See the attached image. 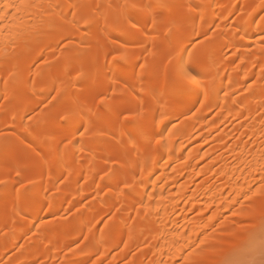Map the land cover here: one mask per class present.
<instances>
[{
	"label": "bare ground",
	"instance_id": "obj_1",
	"mask_svg": "<svg viewBox=\"0 0 264 264\" xmlns=\"http://www.w3.org/2000/svg\"><path fill=\"white\" fill-rule=\"evenodd\" d=\"M241 1L245 3L240 6L237 4L238 0L236 2L234 0H29L31 7L0 12V16H3V19H0V29H3V42L0 43V75L4 67V52L8 53L12 61L17 79L22 75V72L18 71L21 66L18 57L22 54L30 55L29 61L25 64L27 68L31 67L30 71L39 59L42 61V57L48 56L51 59L48 72L51 78L47 72L40 73L39 70L37 80L28 82L30 90L37 95V98L25 103L17 122L0 117L1 130L7 126H13V130L15 129V133H12L13 137L7 134L1 141L10 138L22 140V143L36 141L39 148L50 149L48 153L36 149L28 151L26 155L15 159L14 164L4 162L0 156V180L5 181L7 203L11 205L10 211L0 208V231L4 229V223L13 230L9 242L2 249L3 253H8L15 246L18 247L23 233L29 232L44 214L58 215L67 207L82 204L90 194L92 195L91 189L95 191L93 194L96 198L75 216L73 228L69 230L68 235L58 239L54 235L47 234L46 229H42L41 239L37 240L33 247H27L18 254L19 259H16L18 264L37 262L39 258L46 261L50 259L51 263L55 261L52 264H57L56 260L61 258L59 257L61 252L67 249L72 252V256L64 259L62 264H89L95 257V262L92 264H103L114 251L120 250L119 255L111 262V264H119L139 248H141L139 256L132 257L130 264H175L179 258L184 259L183 264L185 259L189 262L195 261L196 264H233V260L229 258L239 257L245 252L248 248L247 242L264 223V204L262 206L252 204L249 211H244L240 207L243 204L241 199L252 189L257 176L264 177V149L260 148L262 146L264 148V40L259 42L257 45L259 49L255 52L244 55L241 65L234 62L236 57H233L238 54L236 51L239 48L241 51L244 47L250 49L249 42L256 34L264 35V17L259 19V14L264 10V0ZM254 1H256L255 8L250 17L248 15L249 19L245 18L242 13L247 10L249 12L251 2ZM10 2L19 5L21 0H10ZM188 3L199 5V8L190 13L186 8ZM130 4H137L140 7H126ZM145 5H152L151 11L157 18L155 24L148 13L141 10ZM238 11L242 12L240 19H237L238 24L232 27V31L235 28L237 33L225 31L229 19ZM9 12L11 15L7 14ZM119 12L121 22H116L111 18V14H119ZM197 15H199L198 21ZM83 16L90 17L92 22L88 25L83 24L81 22ZM132 23H136L139 30L132 28ZM150 23V30L152 28L154 33L147 30ZM89 25L95 26L96 30L102 26L103 30H99L103 31L101 34L103 33L105 37L108 35L107 37L111 39V44L106 45L107 47L101 46L103 49L95 54L91 50L89 52L82 49L83 51L79 52V46H76L84 43L85 40H90L89 33L83 31V27ZM217 26L218 29L219 27L222 29L217 30L219 31L217 34L213 33V37L211 36L212 38L207 42L206 37H203ZM169 28L171 31L168 30ZM58 30L62 32L60 40H71V38L74 40L69 50L60 56L55 54L56 42L52 37L53 32ZM147 31L153 36L161 32L164 39L152 40L153 36ZM96 34V37H99L98 33ZM96 34L94 32V35ZM146 36H151V41ZM200 38L206 42L199 43L198 51L204 52L207 47L217 49L221 47L223 50L225 47L236 53L226 62H220L218 59L219 61L214 63L212 59L213 65H208L195 52L196 50H190L194 41ZM149 41L153 43L149 52L151 57L147 53ZM120 54H124L123 59L113 60V56ZM188 54L191 56L190 60ZM164 58L167 60L164 67L169 75L163 74V71L160 74V70L157 69L158 63L160 64ZM170 58L172 63L168 62ZM181 58L187 60L188 66L194 67L199 73L201 86L176 79L175 66ZM204 59L207 60L205 57ZM208 61L210 62L209 59ZM58 63H61L62 67L60 75H58L59 71L53 72ZM142 63L145 65L143 71L138 67ZM72 74L75 80L81 77L92 79L94 84L99 86L96 95L71 92L69 78ZM44 75L45 79H50L45 80L50 83L46 90L40 89L43 88L41 82ZM151 75L158 76L159 80L148 81L147 77ZM167 76L173 78L172 84L168 83L172 79ZM127 79L131 82L127 83ZM110 84L118 94L116 92L117 96L111 97L110 102L100 104L97 100L99 96H109L112 90H115ZM243 89L247 93L239 98L238 92L241 93ZM51 91H56L58 97L67 100L66 107L60 111V116L70 109L76 111L78 115L67 121L60 118L59 121L50 120L46 126V143L39 139L38 132L24 125V119L28 112L42 105V101L47 99L46 94ZM154 92L162 94L167 102V116L164 122L148 128H139L132 121L119 124L123 127H120L118 146L114 148L108 139L113 137L111 133L114 131L109 124L111 117L119 119L120 112L135 110L141 105L156 110L158 106L153 99ZM121 93L122 96L119 95ZM125 93L129 94V102L123 99ZM0 98L3 100L1 95ZM9 98L10 95H6L5 99ZM195 108L199 110H196L195 116L193 114L194 117L189 118ZM217 108L220 112L216 110ZM259 108H262L263 113L262 116L256 117V110ZM214 109L218 114L213 119L209 116ZM92 119H97V122L102 124H96ZM103 120H107L110 126L105 125ZM177 121L180 123L178 126L175 125ZM222 126H232L235 129L229 131L231 129L227 130V128L230 127H226L225 130L222 128L223 131L214 138L216 147L206 153L203 151L204 154L200 155L202 149H198L199 143L203 141L206 145L205 142L212 138L210 136ZM84 128L88 129V135L91 136H85L87 133L84 136L80 135ZM230 132L233 134L231 135ZM8 135L10 138H7ZM245 135L250 136L252 142L244 143ZM103 136L108 137L103 138ZM138 136L144 137L141 139L147 141L141 140ZM212 136L214 137L215 134ZM230 136L235 139L231 145L228 143L232 138H229ZM101 137L102 140H99ZM69 140L72 144L66 149L64 144ZM192 140L199 143H193ZM105 141L109 144H105ZM191 143L198 148L193 149V147L187 152ZM254 144L259 146L256 148ZM78 154L83 157L85 164H82L84 163L82 161V163L76 162L75 158ZM210 160L209 164L203 166ZM196 162L200 164L204 162L202 166L200 165L203 168ZM27 170H31L32 174H25ZM17 172L20 173L19 176ZM208 174L212 175L214 180L209 178ZM72 176L73 178L88 177L86 182L91 181L90 184L92 182L95 184L93 179L96 177L101 180L97 179L99 183L96 181L97 190L95 187L91 188L90 186L93 185L90 184L85 187L86 183L81 190L74 186H62L57 194L52 192L66 177L72 178ZM196 176L197 178L201 176L202 180L206 176L208 178L201 181L196 188L197 184L191 188L190 182L196 180ZM185 177L189 178L188 183ZM180 179L182 182L186 180L183 186L179 183ZM19 180H28L32 183L28 182L19 194H12V188ZM124 182L129 185L126 190L125 186L122 187ZM176 184L181 186L176 187L174 193L177 194L174 196L171 192ZM170 185L173 186L171 189ZM104 187L107 189L106 192ZM190 189L194 191L191 190L189 193ZM168 190L171 192L167 193ZM30 198L32 202L29 209ZM200 202H204L207 208L201 213L195 211L193 215V210L196 208L200 210L197 207ZM0 205L1 207L3 205L1 201ZM181 207L183 212L179 210ZM231 209L237 211L235 222L250 219H256L257 222L254 221V226L248 224V227H245L247 229L233 230L230 224L234 221H228L224 229L220 230L218 222L221 221V217L223 218L221 216L223 210L231 211ZM208 210H212V216L207 223L202 224L203 215H207ZM133 211L136 213H134L136 216L132 213L134 219L139 218L140 220H137L140 224L147 219L145 224L149 226L151 223V226L154 225L153 229L150 227V230L146 231L141 229L144 223L133 224L131 218ZM189 212H192L190 214L195 219L188 214ZM107 215H112L111 223L104 231L99 232L98 224ZM188 219L191 221L189 224ZM258 219L260 224H257ZM151 220L153 222H150ZM181 221H184V225ZM180 222L183 225L182 229ZM126 224L129 225L128 232L125 231ZM170 225H173V229ZM254 236L258 237L256 234ZM82 240L84 242L82 246L73 250ZM193 250V255L189 257L187 254ZM163 257L170 260L164 258L163 263L161 259Z\"/></svg>",
	"mask_w": 264,
	"mask_h": 264
},
{
	"label": "rangeland",
	"instance_id": "obj_2",
	"mask_svg": "<svg viewBox=\"0 0 264 264\" xmlns=\"http://www.w3.org/2000/svg\"><path fill=\"white\" fill-rule=\"evenodd\" d=\"M235 2H236V0H234ZM242 2V3H241ZM240 2V0H238V2H237V4L238 5H240L241 6V4H243V3H245V2H243V1H241ZM255 6H256V1H254V2H251V6H250V11L248 12V10L245 12V13H242L241 11L239 12H235L234 13V15H232V17H231V19H229V22H228V24H227V26L224 28L225 29V31H227V32H230V31H232V27H235L238 23V21L239 20H237V19H240V17L239 16H241L240 14L242 13V15L245 17V18H248V15H249V17H250V15H251V13H252V11H253V9L255 8ZM86 7V6H85ZM118 12V11H117ZM244 12V11H243ZM116 13V12H115ZM110 16V15H109ZM199 17V15H197V17H196V20L198 21V18ZM239 17V18H238ZM264 17V10H263V12H261L260 14H259V19H261V18H263ZM111 18H113L116 22H121V20H120V18H121V13L119 12V14H111ZM249 19V18H248ZM237 20V21H236ZM236 22V23H235ZM236 24V25H235ZM235 25V26H234ZM151 27V23H150V25L148 24V27H147V30L150 32V31H152V28H151V30H150V27ZM101 28H102V26H100ZM99 27V28H100ZM98 29V30H96L95 29V26H93L92 27V25H89V26H86V27H83V31H86V33H89V38H90V40L89 41H87V40H85V42L84 43H81L80 45H76L77 47H78V49H79V52H82L83 50L84 51H89V52H91L92 51V53H98V51L100 52L101 50L100 49H103V47H107L106 45H109V44H111V39L109 38V37H105V36H103V33L101 34V32H103V31H99V30H103V28L102 29ZM219 29H222V27L220 28L219 27ZM218 29V26H217V28L216 27H214L213 29H211L210 30V32L206 35V36H204L203 38H205V40H208L207 42H209V40L213 37L212 36V34L213 33H215V34H217V33H219V31H217V30H219ZM224 29H223V31L222 32H224ZM96 30V31H95ZM234 30H235V28H234ZM232 31L233 33H237L236 32V30L235 31ZM147 31V32H148ZM94 32H95V34L96 33H98V36L99 37H96L97 36V34L96 35H94ZM148 32V33H149ZM231 32V33H232ZM61 30H58V31H55V32H53V34H52V37H53V39L55 40V42H56V52H55V54L56 55H58V56H60V55H63L65 52H67L68 50H69V46H71L72 44L71 43H73L74 44V40L71 38V40L70 39H64V40H60L61 39ZM151 33H154V31H152ZM151 33H149L150 35H151ZM232 33V34H233ZM101 34V35H100ZM104 34V35H105ZM227 34H229V33H227ZM214 35V34H213ZM241 35V34H240ZM101 36V37H100ZM151 36H153V34L151 35ZM151 36H146V38H148V39H150V41H151ZM156 36H158V37H155ZM153 36V38H152V40L154 39H157V40H161V39H164L163 38V34L161 33V32H158V33H156V35H154ZM212 36V37H211ZM165 37V36H164ZM261 37H264V35H255V37L249 42V44L251 45L250 46V49H247V48H245L244 46V48L242 49V51L240 50V48H239V50L241 51V52H239V50L238 51H236L238 54L236 55V56H234V53H236V52H232V50L230 49L229 50V48H225L224 47V49L222 50V48L220 49L219 47H218V49L216 48V47H207L206 49H205V51L203 52V51H198V45H199V43L202 41H204V42H206L204 39H202V38H200V39H197V40H195L194 41V43H193V45L190 47V50H196L195 52L197 53V54H199L200 56H201V58L204 60V62L205 63H207L208 65H211L212 63V59H214L213 60V62L215 63V61L217 62V60L218 59H220V62H222V61H228L229 59L228 58H230L231 56H234L233 58H235L236 57V60L234 59V62H236L237 64H240L241 65V63L240 62H242L243 61V57H244V55L246 54V53H252V52H255V50H257V49H259L258 47L259 46H257L258 44H259V42L260 41H262V40H264V38H262L261 39ZM67 40V41H66ZM76 41V40H75ZM149 41V43H148V45L149 46H147V49L149 50V51H147V53H149L150 52V50H152L151 48L153 47V43H151ZM201 42V43H202ZM152 44V45H151ZM261 44V43H260ZM104 45V46H103ZM101 46H103V47H101ZM163 47L165 46V45H162ZM101 47V48H100ZM242 47V46H241ZM83 49V50H82ZM99 49V50H98ZM52 50V49H51ZM82 50V51H81ZM91 50V51H90ZM244 50V51H243ZM49 51V50H48ZM51 52V51H50ZM49 52V53H50ZM48 53V52H47ZM52 54H54V51L52 52ZM149 56H150V53L148 54ZM148 55H147V57H148ZM247 55V54H246ZM8 53L7 52H4V57H3V64H4V67H3V69H2V74L0 75V95L3 97V100H2V98H0V117L1 116H3V117H5L6 119H8V120H12L11 122H17V118L19 117V113H20V111H21V109H23V106L25 105V103L26 102H28V101H31V99L33 98V99H35V98H37V95L36 94H34V93H32V91L30 90V88H29V86H28V82H30V81H32V80H37V72L39 71L40 73H46L47 72V74H48V72H49V67H50V65H51V59H49V57L48 56H46V58H44V57H42L41 59H42V61H40V59H39V61H37V63H35L34 64V66H32V70L30 71V69H31V67L30 68H27L26 67V63L29 61V59H30V55H28L27 53L26 54H22L21 56H19L18 58V61H19V64H21V66H19V70L18 71H21L22 73V75H21V77L20 78H18L17 79V77H15V73H14V71H15V69H13V64H12V61H10V57L8 56ZM80 56V55H79ZM48 57V58H47ZM151 57V56H150ZM150 57H148L149 59H150ZM204 57L205 58H207V60L206 59H204ZM77 58H79L78 56H77ZM147 58V59H148ZM233 58H231V59H233ZM49 59V60H48ZM79 59H82V58H79ZM78 59V60H79ZM148 59V60H149ZM208 59L210 60V62L208 61ZM242 60V61H241ZM162 62L159 64L158 63V68L157 69H159L160 70V74H162L161 72L163 71V74L165 73H168V71L167 70H165V65L167 64L166 63V58H164L163 60H161ZM219 61V60H218ZM224 63V62H223ZM143 64V63H142ZM237 64H235V65H237ZM213 65V64H212ZM25 66V67H24ZM62 67H61V63H58L57 64V67H56V69L53 71V72H56L57 71V73H58V71H59V74L58 75H60V69H61ZM141 70V69H140ZM158 70V71H159ZM165 70V71H164ZM50 71H51V69H50ZM50 74V73H49ZM48 74V75H49ZM53 74V73H52ZM168 75H169V73H168ZM240 75H241V77H242V73H240ZM47 76V75H46ZM170 76H171V73H170ZM43 77V82H41V84L43 83V85H41L43 88H40V89H43V90H46V89H48L49 88V85H50V83L48 82L49 80L48 79H45L44 77H45V75L44 76H42ZM49 77L51 78V76L49 75ZM169 76H167V78H168ZM169 78H171V77H169ZM69 79H71V84H70V90H71V92H73V93H75V94H79V92H81V93H85V94H94L95 92H96V89L99 87V86H97L96 84H94V82L92 81V79H88V78H80L79 80H75L74 79V75L72 74L71 76H70V78ZM172 80L171 81H168V83H171L172 84V82H173V78H171ZM45 80H48L47 82L45 81ZM131 80H133V79H131ZM136 80V79H135ZM147 80L148 81H152V80H159V77L158 76H153V75H151V76H148L147 77ZM41 81H42V79H41ZM239 81H241V80H239ZM126 82L127 83H130L131 81L129 80V79H127L126 80ZM152 82H154V81H152ZM112 83V82H111ZM134 83V82H133ZM110 85H112V84H110ZM112 87L114 88V86L112 85ZM112 89V88H111ZM115 89V88H114ZM42 91V90H41ZM244 91H246V90H244L243 89V91H241V93L240 92H238L239 94H238V97L240 98V97H242V95L244 96L246 93H247V91L244 93ZM117 91H116V89L113 91L112 90V93L114 94H110L109 95V97H116L117 96V94H118V92H117V94L115 95V93H116ZM55 93V94H54ZM97 93V92H96ZM96 93H95V95H96ZM127 93V92H126ZM125 93V94H126ZM10 95V100L9 99H5V97H6V95ZM48 94V93H47ZM47 94H46V98L47 99H44L42 102V105H40L39 107H37L36 109H33L32 111H30V112H28L27 114H26V116H25V119H24V125L26 126V127H29L30 129H32V130H34V131H36V132H38V134H39V139L40 140H43V142H46L47 143V140L45 139L46 138V135H45V133H46V130H47V128H46V126H47V124L49 123V121L51 120H60L59 119V117H60V111H61V109H63V107H66V104H67V100L65 99V98H60V97H58L57 96V94H56V91H51V92H49V94H48V96H47ZM125 94H124V100L125 101H128L129 102V100H128V95L126 94V97H125ZM225 94V93H224ZM120 96H122V93L121 94H119ZM224 96V95H223ZM225 97V96H224ZM223 97V98H224ZM222 98V99H223ZM121 99H122V97H121ZM129 99H130V97H129ZM97 100H98V98H97ZM200 101H202V100H200ZM96 102H98V101H96ZM127 102V103H128ZM94 103H95V101H94ZM200 103V102H199ZM202 103V102H201ZM96 104V106L98 107V104L97 103H95ZM199 105V104H198ZM200 106H201V104H200ZM200 106H199V108H200ZM94 107V106H93ZM198 107V106H197ZM260 107H262V106H260ZM258 108V107H257ZM96 109V108H95ZM196 110L198 111L199 109H194V111H193V113L191 114V117L189 116V118H192V117H194L195 115H196ZM216 110H218L219 111V109L217 108ZM218 111H215V109L211 112L212 113V115H208L210 118H216L217 117V114H218ZM257 112H256V117H259V116H262V113H263V110H262V108H259V109H257L256 110ZM220 112V111H219ZM211 113H209V114H211ZM193 114H194V116H193ZM120 116V115H119ZM118 116V118L119 119H117V118H113L112 119V117H111V123H110V121H109V119H107L108 121H109V124H111V127H112V129L114 130L112 133H111V136H113V137H110V138H108V139H110V141L112 142L111 144L114 146V148H115V146H118V136H119V132H120V127H123V125L122 126H120L121 124H123L125 121L124 120H122V118L121 117H119ZM188 118V120H192V119H189ZM213 118V119H214ZM95 119V118H94ZM94 119H92V121H94L96 124H98V123H100V122H97V119L96 120H94ZM117 119V120H116ZM243 119V118H242ZM242 119L241 120H239L240 122L242 121ZM107 120L105 121V120H103V121H105V125L107 124V125H109L108 123H107ZM212 120V119H211ZM102 121V122H103ZM117 121H118V123H117ZM127 122V121H126ZM128 123V122H127ZM100 124H102V123H100ZM120 124V125H119ZM124 124H126V123H124ZM178 124H180L179 123V121H177L176 123H175V125L176 126H178ZM104 125V126H105ZM6 126V125H5ZM110 126V125H109ZM175 126V127H176ZM4 127V126H3ZM226 127H230V128H227V130L228 129H231V130H229V131H234V129L235 128H233L232 126H222L221 127V129L220 130H218V131H215L214 132V134H215V136L213 137L212 135H214V134H212L211 136H210V138H211V140H209L208 139V142L206 143L205 142V144L206 145H204V143H203V141H201V143H199V142H195V141H193V143L195 142L196 144L197 143H199L200 145L201 144H203L202 145V147L199 145V148H198V146H196L195 144H190L189 146V148H188V151L187 152H190L191 151V149L193 148V149H195V148H198L199 150H200V148L202 149V150H200V155H203L204 153H206V151H209L210 149H212V148H214V147H216V142H215V140H214V138L215 137H217V136H219V134L223 131V129L225 130L226 129ZM223 128V129H222ZM85 129V128H84ZM84 129L83 130H81V133L82 132H84ZM103 129V128H102ZM105 129V128H104ZM233 129V130H232ZM1 130V129H0ZM101 130V129H100ZM15 131V129L13 130V126L12 127H6V128H3L2 130H1V132H0V141H1V139H4V135H7V134H11L12 135V137H13V135L14 134H12V133H15L14 132ZM115 132V133H114ZM18 133V132H17ZM81 133H80V135H81ZM90 133H92V131H90ZM230 134L232 135L233 134V132L231 133L230 132ZM9 135H8V137L7 138H10L9 137ZM85 135V134H84ZM83 135V136H84ZM88 135V132H87V134L85 135V136H87ZM90 136H91V134H89ZM88 135V136H89ZM87 136V137H88ZM106 136V135H105ZM105 136H103V138L105 137ZM108 137V136H107ZM107 137H105V138H107ZM139 137V136H138ZM138 137H137V139H138ZM232 136H230L229 138H231ZM21 138V137H20ZM20 138H18V139H20ZM117 138V139H116ZM140 138V137H139ZM141 138H144V137H142L141 136ZM140 138V139H141ZM228 138V139H229ZM85 139V138H84ZM88 140H89V138H87ZM108 139H107V141H108ZM234 138L232 137L231 139H229L228 140V143L231 145V143L232 142H234V140H233ZM7 140V139H6ZM46 140V141H45ZM87 140V141H88ZM91 140V139H90ZM99 140H102V137L99 139ZM104 140H106V139H104ZM141 140H145V141H147L146 139H141ZM207 141V140H206ZM248 141L250 142H252V140H251V137L250 136H244V139H243V142L244 143H247L248 144ZM23 141L21 140H13V138H10L9 140H7V141H1L0 142V156H1V158H2V160L4 161V162H7V163H10V164H14V162H16V160L15 159H17L18 157H22V156H24V155H26V153L28 152V151H32V150H34V149H36V150H41L43 153H48L49 152V147H47V148H45V149H43V148H39V144H38V142H36V141H30L31 143H26V142H24V143H22ZM102 142V141H101ZM105 144H109L108 142H106L105 141ZM112 145H110V146H112ZM194 145V146H193ZM256 145V146H255ZM109 146V145H108ZM205 146V147H204ZM254 146L257 148V146H259L258 144H254ZM262 146V145H261ZM260 148H262V149H264L263 148V146L262 147H260ZM204 149V150H203ZM203 151H204V153H203ZM80 158V159H79ZM199 158H201V156L199 157ZM77 159V160H76ZM75 160H76V162L77 161H79V162H77V163H82V162H84V163H82V164H85V161H83V157L80 155V154H78V156L75 158ZM2 161V162H3ZM82 161V162H81ZM201 162V161H200ZM200 162L198 163V162H196L197 163V165L199 166V167H201L202 165V163H204V162H202L201 164H200ZM211 162V160L209 161V162H205L204 163V165L203 166H205V165H207V164H209ZM201 165V166H200ZM201 168H203V167H201ZM46 169V168H45ZM45 171V170H44ZM46 173H47V171H45ZM45 173V174H46ZM25 174H27V175H30V174H32V171L31 170H27V171H25ZM210 174H208V176H209ZM208 176H206V178H205V176H204V178L205 179H207L208 178ZM212 176V175H211ZM209 176V178H211L212 180H214V177L212 176ZM261 176V175H260ZM259 175L257 176V181L256 182H254V185H252V188H255V187H257V186H259V185H262V184H264V177L262 178V176L260 177ZM86 178H88V177H86ZM86 178H85V176H81L80 178L79 177H76V178H73V176H72V178H65L64 180H63V182L62 183H60L59 184V186H57V188L54 190V191H52L54 194H57V192H58V190L60 189V187H66V186H74V188H79V190H81V187L84 185V184H86L85 185V187L88 185L89 186V184L91 183V181L90 180H87V181H90L89 183L88 182H86ZM185 178H187V183H188V180H189V178L188 177H185ZM185 178H183V179H185ZM195 178V177H194ZM200 178H202L201 176L199 177V178H197V176H196V180L198 181H196L195 179V181L194 180H191V185H190V187L192 188L194 185H196L195 186V188L201 183V181H204V180H202V179H200ZM89 179V178H88ZM97 179H100L99 177H96L95 179H93V181L95 182V184L92 182V184H90V185H93V187L92 186H90L91 188H94L95 187V189L97 188V186L96 185H98V184H96V181H98L97 183H99V180H97ZM182 179V178H181ZM179 180V183H181V185L183 186V183L185 184V182H186V180H184L183 182H182V180ZM193 179V178H192ZM211 179H209V180H211ZM101 180V179H100ZM211 180V181H212ZM216 180V179H215ZM20 181H23V180H19L18 182H17V184L12 188V194H15V193H17V189L19 188V182ZM192 181L194 182V183H192ZM24 182V184H25V186H27L28 185V180H24L23 181ZM195 182H197V183H195ZM212 182H214V181H212ZM126 184V182H124L123 183V185H122V187H124V185ZM95 185V186H94ZM181 185H178V186H181ZM178 186H177V184L173 187L172 185H170V189L172 188V190H173V192H171V190H168V192L167 193H170L171 192V194H173L174 196L177 194H175L174 193V191H176V187L178 188ZM70 187H69V189H70ZM84 187V186H83ZM99 187V186H98ZM73 188V187H72ZM72 188H71V190H72ZM89 188V187H88ZM180 188V187H179ZM90 189V188H89ZM106 188L104 187V190H105ZM127 188L125 187V190H126ZM168 189H169V187H168ZM22 190V189H21ZM92 191L90 192V193H92V195L90 194V196L88 197V198H86L84 201H83V203L82 204H75L74 206H71V207H67L66 209H64L63 210V212L62 213H59L58 215H53V216H51V214L50 215H48V213H46V212H44V213H46V214H44L41 218H40V220L32 227V229L30 228V231L28 232H25V233H23V236H22V239H21V242H19V244L17 245L18 247H14V248H12L11 250H9L8 251V253L7 252H5V253H3L2 251V249L3 248H5V246H6V244L9 242V238H11L10 236H12V232H13V230L11 229V228H8V225H7V227H6V225H5V223L3 224L5 227H4V229H2L1 231H0V264H14V263H16V264H18L17 263V261H16V259L18 258V254L20 253V252H22V250L23 249H26L27 247H29V248H31V247H33L34 246V244L37 242V240H40L41 238H40V231L42 230V229H46V231H47V234H51V235H54L55 236V238L57 237L58 239H62L65 235H68V232H69V230H71L73 227V221H74V219H75V216L78 214V213H80V212H82V210L85 208V206L86 205H88L89 203H92L93 201H94V198H96V195H94L93 193H95V191L93 190V189H91ZM97 190V189H96ZM191 190L192 191H194L193 189H190L189 190V193L191 192ZM107 191V189L105 190V192ZM170 191V192H169ZM0 201L3 203V205H2V207H1V205H0V208H5V209H7V210H11V205L9 204V203H7V197H6V193H5V186H4V183L3 184H0ZM102 193H103V190H102ZM103 194H105V193H103ZM171 194H169V195H171ZM168 195V194H167ZM244 198V197H243ZM241 199V202H243V204H242V206H240L241 207V209L242 210H244V211H249V207L250 206H253L252 204H254V206L255 205H260V206H262L263 204H264V200H260L259 198H256V199H254V200H246V199ZM31 202H32V199L30 198L29 199V201H28V204H29V209H30V204H31ZM204 203V202H203ZM202 202H200V205L199 204H197V207H199V209L200 210H198L197 208L195 209V210H193V213L192 212H189L188 214H190V213H192L193 215H195V211H199L200 213H201V211H203V210H205L206 208H207V206H206V204H203ZM183 204V203H182ZM182 204H181V206H182ZM201 207V208H200ZM9 210V211H10ZM180 210V212H183V211H181L182 210V207L179 209ZM46 211V210H45ZM192 211V210H191ZM212 211V210H211ZM210 210H208V214L206 215H203V219H202V224H205V223H207L208 221H209V219L211 218V216H212V212H211ZM224 212L222 213L223 215H221V216H223V218L221 217L220 218V222H218L219 224H218V226L221 228H218V229H220V230H222V229H224V227H225V225L226 224H228L229 222L228 221H234L232 224H230L231 226L230 227H232V229L233 230H238V229H240V230H244V229H247V228H245L246 226L248 227V224H251L252 226H254L255 225V223L257 222V220L256 219H250V220H243V224L241 223L242 221H239L238 223L237 222H235L236 220H234V218H235V215H233V213L235 212H237L236 210H234V209H231V211L229 210H223ZM179 212V213H180ZM199 212H198V215H199V217H200V214H199ZM226 212V213H225ZM132 213H133V216H136V215H134V213H135V211H133V212H131V218H132V221H133V224H140V222H138V220L137 219H139V218H137V219H134V217H132ZM225 213V214H224ZM136 214V213H135ZM192 214H190L191 215V217H194V216H192ZM190 215H188V218H189V216ZM197 215V214H196ZM112 215H107V216H104V218L103 219H101V221H100V223L98 224V231L99 232H102V231H104L108 226H109V224L111 223L110 221L112 220L111 217ZM205 216V217H204ZM261 216V215H260ZM148 217V216H147ZM199 217H197V218H199ZM236 217H237V214H236ZM259 218V217H258ZM151 218H149V220H150ZM190 219V218H189ZM188 219V220H189ZM192 219V218H191ZM194 219H195V217H194ZM2 220L4 221L5 219H4V217L2 218ZM140 220V219H139ZM149 220H148V222H149ZM252 220H253V222H252ZM260 219H258V223L257 224H260L259 221ZM144 221V220H143ZM143 221H141V223L142 224H140V225H143V223L145 224V222L147 221V219L145 220V222H143ZM254 221H255V223H254ZM264 221V220H263ZM150 222H153L152 220L150 221ZM182 222V221H181ZM180 222V223H181ZM184 222V221H183ZM182 222V223H183ZM191 221L189 220V222H188V224L190 223ZM262 222V221H261ZM147 223V222H146ZM182 223L180 224L181 225V227H180V229H182V227H183V225H184V223H183V225H182ZM27 223H25V225H26ZM254 224V225H253ZM2 225V226H3ZM140 225H139V227L138 228H140ZM148 225V224H147ZM146 224L144 225V226H142L141 227V229L143 228V230H150V227L152 228L153 226H151L152 224L150 223V225L149 226H147ZM262 225H264V223L262 224ZM262 225H260V226H262ZM171 226V225H170ZM173 226V225H172ZM172 226H171V228H172ZM251 226V227H252ZM259 226V232H258V230L255 232V234L261 239V240H259V238L258 237H256L255 238V234L253 235V238H251L248 242H247V247L248 248H246V250H245V252L243 253V254H241L239 257L237 256H235L233 259L232 258H229L230 260H233V262H236V264H244V262H246V261H250V260H256V261H259L260 259H261V255H260V252H261V245H262V241H264V226L263 227H260ZM22 227V226H21ZM148 227V229H146V228ZM249 227H250V225H249ZM145 228V229H144ZM229 228V227H228ZM244 228V229H243ZM128 229H129V225L128 224H126L125 225V231L126 232H128ZM153 229V228H152ZM173 229V228H172ZM262 231V232H261ZM64 232V233H63ZM258 233V234H257ZM261 233V234H260ZM261 236H260V235ZM257 239V240H256ZM257 241V242H256ZM255 242V243H254ZM82 243H84L83 242V240L73 249V250H75L77 247H80V246H82ZM251 243V244H250ZM87 244V243H86ZM250 244V245H249ZM254 244V245H253ZM258 245V246H257ZM219 246H223V244H219ZM259 249V250H258ZM21 250V251H20ZM85 250V249H84ZM254 251H255V253H254ZM258 251V252H257ZM84 252H87V251H84ZM119 252H120V250H116V251H114L110 256H109V258H107L106 260H105V262L103 263V264H111V262L114 260V258L115 257H117L118 255H119ZM141 252V248H139V249H135L132 253H131V255L128 257V258H126V259H124V260H122L119 264H130V262H131V258L132 257H134V258H136V256H139L138 254ZM250 253V254H249ZM256 253H258V255L256 254ZM256 254V255H255ZM250 255H253V256H250ZM72 256V252H70V250L69 249H67V250H63L62 252H61V254H60V256L59 257H61V258H58L56 261V263L57 264H62V261L64 260V259H69L70 257ZM253 259H252V258ZM43 258H45V257H43ZM96 258V257H95ZM95 258H93V260L89 263V264H92V263H94L95 261H94V259ZM133 258V259H134ZM138 258V257H137ZM165 257H163V258H161L162 260L164 259ZM167 258V257H166ZM165 258V259H166ZM19 259V258H18ZM17 259V260H18ZM39 259H41V258H39ZM37 260V262L35 261V262H31V263H28V264H52V263H54L55 261H52V263H51V260L50 259H48L47 261H46V259L45 260H43V259H41V260ZM132 259V260H133ZM164 259V260H165ZM168 260H170L169 258H167ZM235 259V260H234ZM245 259V260H244ZM163 260V263L165 262ZM241 260V261H240ZM48 261H50V262H48ZM148 260L146 259V262H147ZM176 263L175 264H183L184 263V259L183 258H179V259H177L176 261H175ZM63 263H64V261H63Z\"/></svg>",
	"mask_w": 264,
	"mask_h": 264
},
{
	"label": "snow or ice",
	"instance_id": "obj_3",
	"mask_svg": "<svg viewBox=\"0 0 264 264\" xmlns=\"http://www.w3.org/2000/svg\"><path fill=\"white\" fill-rule=\"evenodd\" d=\"M32 4L29 3V0H21V3L19 5L13 4L10 2V0H0V12H5V10L8 9H16L17 11L20 8H26V7H31ZM108 7H111V5H108ZM126 7H131V8H137L140 7L137 4H130L126 5ZM152 5H145L141 7L142 11H146L148 15L152 18L153 23L155 24L157 22L156 16L152 13L151 11ZM187 11L188 12H195L199 8V5H194L192 3H188L186 5ZM8 15H11V13H7ZM0 19H3V16H0ZM81 22L85 25H88L91 23V18L88 16H83L81 19ZM132 28L138 29V26L136 23H132ZM171 31V28L168 29ZM2 32L3 29H0V43L3 42V37H2ZM124 54H120L118 56H113V60L117 59H123ZM188 59H191L190 54H188ZM169 63H172V59L170 58ZM138 67L143 71L145 65L140 64ZM176 71H175V77L179 81H186L190 84H193L195 86H201L200 85V80L198 79L199 73L196 72V69L194 67H189L187 60L181 58V60L178 62V64L175 66ZM111 97L109 96H104L101 95L98 97L99 103L100 104H105L107 102L111 101ZM153 99L155 100L156 105L158 106L156 110H153L150 106L145 107L143 105L139 106L135 110H128V111H122L119 113L120 117L124 121H132L135 123V125L139 128H148L149 126H158L159 124H162L164 120L166 119L167 116V102L165 98L163 97L162 94L159 93H153ZM88 111H92V109H88ZM78 113L74 110H69L66 114L61 115L59 118L61 120H71L74 119ZM88 132V129L85 128L84 132L81 133L83 136L85 133ZM82 143V141H81ZM159 143V141H157ZM72 144V141L69 140L66 144H64V147L67 149L70 145ZM20 173L17 172V176H19ZM5 183V181L0 180V184ZM29 183H32V181H29ZM19 188L16 190L17 194H19L20 190L25 187V184L23 181L19 182ZM125 187H128V184L124 185ZM256 198H259L260 200H264V184L259 185L255 188L250 189L248 193L245 194L243 199L246 200H254ZM237 213H233V215H236ZM242 224L244 223L243 221L241 222ZM193 251H190L187 255L190 257L193 255ZM185 264H196L195 261L189 262L188 259H185ZM233 264H236V262H233ZM244 264H264V241H262L261 245V259L259 261L256 260H250L244 262Z\"/></svg>",
	"mask_w": 264,
	"mask_h": 264
}]
</instances>
